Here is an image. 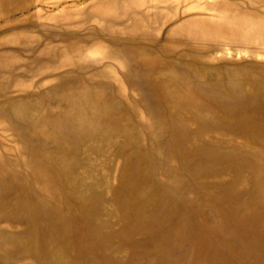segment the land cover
Masks as SVG:
<instances>
[{
	"label": "rangeland",
	"instance_id": "374dc122",
	"mask_svg": "<svg viewBox=\"0 0 264 264\" xmlns=\"http://www.w3.org/2000/svg\"><path fill=\"white\" fill-rule=\"evenodd\" d=\"M0 264H264V0H0Z\"/></svg>",
	"mask_w": 264,
	"mask_h": 264
},
{
	"label": "bare ground",
	"instance_id": "6f19581e",
	"mask_svg": "<svg viewBox=\"0 0 264 264\" xmlns=\"http://www.w3.org/2000/svg\"><path fill=\"white\" fill-rule=\"evenodd\" d=\"M149 99V98H148Z\"/></svg>",
	"mask_w": 264,
	"mask_h": 264
}]
</instances>
